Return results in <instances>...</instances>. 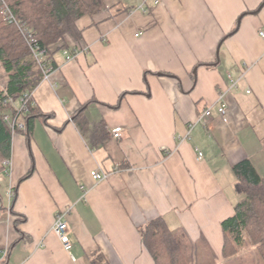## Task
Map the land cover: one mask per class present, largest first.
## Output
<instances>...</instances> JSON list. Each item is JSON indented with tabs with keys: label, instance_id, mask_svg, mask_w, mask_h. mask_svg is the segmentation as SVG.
Masks as SVG:
<instances>
[{
	"label": "crops",
	"instance_id": "obj_1",
	"mask_svg": "<svg viewBox=\"0 0 264 264\" xmlns=\"http://www.w3.org/2000/svg\"><path fill=\"white\" fill-rule=\"evenodd\" d=\"M262 1L105 0L79 19L81 44L53 53L31 93L46 117L13 131L3 161L5 264H156L139 228L159 216L181 244H208L223 263L233 165L249 158L264 175ZM84 105L83 131L72 115ZM101 121L108 136L96 143ZM60 214L69 251L53 230Z\"/></svg>",
	"mask_w": 264,
	"mask_h": 264
},
{
	"label": "trees",
	"instance_id": "obj_2",
	"mask_svg": "<svg viewBox=\"0 0 264 264\" xmlns=\"http://www.w3.org/2000/svg\"><path fill=\"white\" fill-rule=\"evenodd\" d=\"M4 3L13 18L5 17ZM105 5V0H0V62L7 74L5 85L0 86V171L3 161L11 157L13 131L21 130L8 118V115L15 118L19 112L15 103L29 95L28 110L24 113L27 129L32 127L35 117H46L32 106L31 100V93L45 76L44 63L52 67L55 64L50 63L53 53L78 48L83 38L79 19L97 14ZM262 6L264 0L257 10ZM125 9L129 8L118 6L114 12L118 14ZM236 29L237 26L233 32ZM29 36L33 37L32 43ZM35 44L46 50L43 59L37 57ZM126 93L120 96L119 105ZM85 108L82 106L72 115L83 131L89 125L84 116ZM95 127L93 140L102 143L108 136L106 123L101 121ZM233 172L238 199L234 214L221 222L222 264H234L240 258L249 264H264V175L249 158L234 164ZM139 233L156 264H191L176 232L169 228L164 217L148 221L139 228ZM207 247L210 248L208 244Z\"/></svg>",
	"mask_w": 264,
	"mask_h": 264
},
{
	"label": "built area",
	"instance_id": "obj_3",
	"mask_svg": "<svg viewBox=\"0 0 264 264\" xmlns=\"http://www.w3.org/2000/svg\"><path fill=\"white\" fill-rule=\"evenodd\" d=\"M3 13L5 14V17L6 18H13L12 16V13L10 12L9 10V7L4 3V8H3ZM259 35L264 38V29H261L259 31ZM29 42H33V37L29 36ZM35 43V42H34ZM35 48V52L37 53V57L39 56L40 59H43V56L46 52L45 49H40L38 45H34ZM66 57L67 58H70V57H73L74 54L73 52H70V51H65L64 52ZM40 61V60H39ZM45 67V76H47L52 70H53V67L51 66H48V64L44 63L43 65ZM28 94L24 95L22 98H21V103H22V107L19 108V112L18 114H23L24 112H27L28 110V106H27V103H28ZM220 112L225 115L226 114V108L225 107H221L220 108ZM211 112L209 109H207L205 111V115H209ZM15 120L13 121V126H20L22 128H25L26 124H25V121L22 120H18L16 118H14ZM112 134L114 137L116 138H119L121 133H120V128H117L115 130L112 131ZM198 155L199 157L201 158L203 156V152H201L199 150L198 152ZM91 175L93 177L94 180L96 181H100V180H103L105 178L108 177V174L106 172H103V171H100V170H93L91 172ZM53 230L54 232L57 234V236L60 238L63 246L65 247L66 250H70L71 247H72V243H71V240L69 238V235H68V224L65 220V214H60L58 215L55 223H54V226H53ZM6 254H7V251L4 250L1 254H0V262L3 261V259L6 257Z\"/></svg>",
	"mask_w": 264,
	"mask_h": 264
},
{
	"label": "rangeland",
	"instance_id": "obj_4",
	"mask_svg": "<svg viewBox=\"0 0 264 264\" xmlns=\"http://www.w3.org/2000/svg\"><path fill=\"white\" fill-rule=\"evenodd\" d=\"M6 72L4 71L0 62V86H4L6 83ZM9 185V177L4 172H0V194L3 200L6 199L5 191H7ZM10 191V189H9ZM182 243V242H181ZM182 244L187 257L189 258L191 264H221L215 253H212L210 248L205 244L194 242L191 244ZM229 264V263H227ZM234 264H249V261H245L244 258H240Z\"/></svg>",
	"mask_w": 264,
	"mask_h": 264
}]
</instances>
